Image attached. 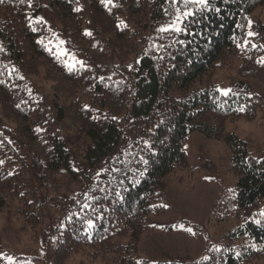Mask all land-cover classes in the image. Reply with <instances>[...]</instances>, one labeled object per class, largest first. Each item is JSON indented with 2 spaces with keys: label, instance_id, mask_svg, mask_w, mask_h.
<instances>
[{
  "label": "trees",
  "instance_id": "obj_1",
  "mask_svg": "<svg viewBox=\"0 0 264 264\" xmlns=\"http://www.w3.org/2000/svg\"><path fill=\"white\" fill-rule=\"evenodd\" d=\"M114 3L111 11L100 0H32L31 8L21 0L0 3V210L15 205L24 227L35 229L44 218L42 202L32 208L36 183H56L59 171L79 159L94 169L105 166L49 224V264H67L84 251L95 260L137 264L125 254L143 238L149 215L163 212L158 200L166 178L186 167L184 143L197 131L224 143L236 180L232 193L212 205V216L218 222L236 219L238 226L225 236L249 237L256 244L249 254L262 256L264 264V227L254 223L264 210V159L225 129L227 121L254 119L255 104L243 94L222 96L213 83L215 70L238 58L240 76L264 84V64L258 63L264 59V0H210L211 7L180 35L158 31L172 19L168 0ZM258 9L261 19L252 24L256 35L250 40L248 18ZM40 11L51 14L58 32L73 41L87 70L69 73L48 51L46 23L31 30L29 17L35 20ZM245 41L247 46H237ZM131 55L140 57L133 74L122 80L105 74L110 59L123 63ZM5 131L21 150L10 149ZM129 133L136 134L128 142ZM210 249V259L200 264L250 261L223 246Z\"/></svg>",
  "mask_w": 264,
  "mask_h": 264
},
{
  "label": "rangeland",
  "instance_id": "obj_2",
  "mask_svg": "<svg viewBox=\"0 0 264 264\" xmlns=\"http://www.w3.org/2000/svg\"><path fill=\"white\" fill-rule=\"evenodd\" d=\"M260 9L248 18L246 33H255L253 23L261 19ZM34 18H43L47 24L50 36L47 48L56 55L57 47H62L69 54L85 62V57L75 48L71 39L58 32L53 16L40 11ZM251 21V26H249ZM248 36V35H247ZM250 40L253 37H249ZM59 41L64 44L59 45ZM62 61L66 57H60ZM140 57L131 55L125 62L110 59L109 68L105 74L113 79H124L139 69ZM240 60L234 58L227 67L217 68L213 74L216 89H232L233 94L248 96L255 104L254 119L227 121L225 129L235 133L248 144V151L257 159H264V84L250 77L239 74ZM86 67L89 64L85 63ZM241 82V83H240ZM220 93V92H219ZM4 127L11 123L4 122ZM136 133H129L128 142ZM5 138L13 142L11 150H21L8 132ZM186 167L175 168L166 178V187L158 203L164 208L160 214H150L144 223L143 238L131 249L130 256L138 264L147 260L149 264H198L207 248L216 246L232 250L236 255H249L246 264H262L263 257H253L249 249H255L256 244L246 236L229 240L225 235L238 226L237 220L216 221L212 216V205L220 198L229 196L235 185L234 176L228 171L227 152L222 141L208 138L200 132H190L184 143ZM22 153V151H20ZM15 155V153L13 154ZM105 166L98 169L86 164L84 159L70 163L69 169H62L57 175V182L36 183L37 202L32 204L36 210L38 203L44 204V218L41 224L31 229L24 227L15 205L0 210V254L11 256L17 264H49V243L46 240L47 229L58 213L63 211L70 196H76L86 189L90 182L101 176ZM99 174V175H98ZM231 190V191H230ZM264 206V196L260 199L259 208ZM191 228L192 235L179 228ZM253 245L255 247H253ZM238 255V256H239ZM7 264L6 259H2ZM108 259L91 258L85 251L72 254L67 264H112Z\"/></svg>",
  "mask_w": 264,
  "mask_h": 264
},
{
  "label": "snow or ice",
  "instance_id": "obj_3",
  "mask_svg": "<svg viewBox=\"0 0 264 264\" xmlns=\"http://www.w3.org/2000/svg\"><path fill=\"white\" fill-rule=\"evenodd\" d=\"M25 2L27 3V6L29 8L32 7V0H21V3H25ZM100 2L102 4H104V6L109 11H111V7H117L118 6L114 3V0H100ZM168 2H169L170 7L173 9V11L167 12V10H166V14L171 15L172 19L168 23H166L165 25L161 26L158 29V31L162 34L171 33V34L180 35V34L187 33L189 24L196 22V20H195L196 15L198 13L205 12L206 10H208L211 7L210 0H168ZM0 3H3V0H0ZM180 5H182V7ZM109 6H111V7H109ZM80 10L81 9H79V8L75 9V11H80ZM217 11H218V9H217ZM42 23H44L43 18H36L35 20H33L31 17H29V27L34 32L37 31V28L34 25L42 24ZM251 23L252 22L249 21V26H251ZM121 25H123V21H121L120 25H117V27H120ZM85 34L89 35V36L91 35V33H87V32ZM247 35L249 37H253L256 35V33L249 31ZM175 42L183 43L182 41H175ZM38 43L44 45L43 40L38 41ZM63 44H64V41H59V45L62 46ZM247 44H248V41H245L244 45L238 44L237 46L238 47H244V46H247ZM45 47L47 48V45H45ZM252 47H257V45H252ZM0 51H3L2 47H0ZM48 51L51 53L50 48L48 49ZM61 56L66 57V59L63 61V64L69 73H72L73 71H79L81 69L87 70L84 61L77 59L74 55L69 54L62 47L58 46L57 51H56V57L58 60H60ZM258 63L264 64V59L258 61ZM12 71L14 72L16 70L13 68ZM20 78L22 79V77H20ZM0 83H3V81L0 80ZM217 91L220 92V94L222 96H225V97L229 96L232 93V89H223V90L217 89ZM29 95H31L30 90H29ZM17 107H19V105ZM241 111H243V109H241ZM113 119H115V117H113ZM37 131H39V130H37ZM141 162L145 165L148 164V160L142 159ZM0 164H3V161H0ZM141 174H143V173H141ZM119 195L120 194L117 193V196H119ZM86 199H88L87 196H86ZM121 199H122V197H121ZM83 207L87 208V207H89V205L84 204ZM73 215H75V213H73ZM257 215L260 218L254 219V223L258 226L264 227V210H261ZM69 221H71V217H69ZM87 226L89 228H92V227H94V224L91 220H88ZM179 228L183 231H186V232L192 234V235H195V233L192 231L191 228H185L183 225H180ZM253 247H255V246L253 245ZM210 251L219 252L220 249L216 246H213V248L210 249ZM237 255H239V253H237ZM0 259H6L7 264H17V262L11 256H6L3 254H0ZM202 259L204 261H207L210 258L208 256H204ZM138 264H140V262H138ZM198 264H200V262H198Z\"/></svg>",
  "mask_w": 264,
  "mask_h": 264
}]
</instances>
